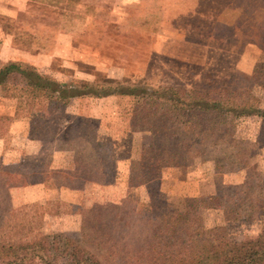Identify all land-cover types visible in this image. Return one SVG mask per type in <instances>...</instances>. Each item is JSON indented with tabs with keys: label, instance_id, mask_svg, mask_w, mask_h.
Listing matches in <instances>:
<instances>
[{
	"label": "rangeland",
	"instance_id": "374dc122",
	"mask_svg": "<svg viewBox=\"0 0 264 264\" xmlns=\"http://www.w3.org/2000/svg\"><path fill=\"white\" fill-rule=\"evenodd\" d=\"M35 1L38 0H31L23 12H18L17 17H22L23 20L15 22L34 28L30 33L33 39L18 34V40L43 49L48 48V44L54 40L51 37L53 25L62 30L70 27L74 31L71 38L74 51L52 55L48 66L39 69L46 75L91 79L108 68L116 72L124 70L129 80L151 86L174 85L199 89L206 85H239L247 87L256 104L264 107V91L252 85L250 73L245 75L243 72H236L234 78L232 74L222 77V71H215L216 74L207 72L211 70L205 71L204 64L182 59L181 48L175 44L176 39L160 33L183 28L182 30L187 29L186 35L189 38L194 32L201 31L198 27L205 26L210 29L213 41H221L223 46L231 43L229 45L233 47L231 38L236 34L254 31L258 26L264 31V0ZM68 4L76 5L69 7ZM194 9L202 15L201 19L178 17L179 14L189 15ZM59 16L62 19L60 21ZM15 18L13 21L8 17L1 20L7 29H12ZM229 26L234 28L233 33L228 29ZM19 32L21 31H16L15 34ZM158 32L160 35L155 36ZM39 34H42L40 39L36 36ZM152 48L156 53L151 55L149 65ZM260 57L264 59V54L258 53L255 61ZM232 76L233 81L227 82ZM130 103L129 98L113 97L106 98L100 105H93L106 123L100 125L94 122L92 135L101 143H115V146L112 145L111 155L123 154L129 157V161L121 165L120 161L111 159L106 146L101 147L108 156L106 169L99 171L95 162L92 163L93 183H87V192L83 194L85 199H82L79 207V218L91 221L86 226L85 235L81 236L78 217L52 215L60 210H72L71 207H62L55 203L53 198L42 205L41 209L35 208L34 214L39 218L33 228L37 226L47 236L62 234L72 238L91 252L105 257L108 261L105 264L122 262L125 253L127 256H139L141 252L151 250V246L189 254L198 248L197 237L187 236L182 232L156 230L154 220L158 215L168 216L172 213L171 210L176 213L183 212L181 199L211 196L218 198L221 206L197 209L201 215L203 231L212 232L223 228L226 235L237 241L256 236L264 227V216L249 221H225L223 210L235 199L234 187L242 184L259 187L264 183V123L255 116L226 115L222 119L220 139L216 144L198 146L201 152L186 157L181 166L164 167L158 177L136 184L135 159L139 155V148L148 143L149 135L146 132L130 133L129 129L125 135L120 134V131L112 134L113 129H121L127 124L126 114L122 112L129 108ZM90 108L92 104L88 101L73 102L65 107L57 106L54 114L45 120L46 127L51 130L50 134H44L47 137L42 140L63 143L70 134L72 139H76L77 144L75 140H71L73 146L83 145L78 142L82 125L70 111L83 112ZM8 120L5 116L0 119L1 134L5 131ZM79 153L87 156L88 149L81 148ZM8 171L9 168L0 165V174ZM77 176L82 177V171ZM60 180H73L76 184L80 178L62 174ZM6 184L7 182L0 181V197L11 202L14 207H20L18 205L26 197L24 195L29 193L25 191L19 196L11 195L6 190ZM139 185L141 188L137 189ZM115 186L118 195L114 196L112 187ZM106 191L110 194L105 197ZM30 207L32 205L28 204L27 210ZM94 226L96 232H92ZM108 244H113L114 249H107L104 245Z\"/></svg>",
	"mask_w": 264,
	"mask_h": 264
},
{
	"label": "trees",
	"instance_id": "16d2710c",
	"mask_svg": "<svg viewBox=\"0 0 264 264\" xmlns=\"http://www.w3.org/2000/svg\"><path fill=\"white\" fill-rule=\"evenodd\" d=\"M39 1V0H38ZM55 3L56 0H40ZM53 5V4H52ZM76 4H68L70 7ZM74 5V6H73ZM83 5H86L83 3ZM152 17L151 14L148 15ZM149 20V18H148ZM226 28V27H225ZM233 33L234 28L229 26ZM254 31L231 38L233 47L224 44L228 51L239 53L246 44L258 46L264 54V31L260 26ZM242 38V41H240ZM223 43V42H222ZM91 79L58 78L46 75L38 68L22 60L0 61V96L15 99L14 115L27 117L28 135L32 139L45 138L50 134L46 118L54 114L56 107L68 106L74 100L98 101L108 96L126 97L131 103L124 114L127 124L112 134L146 132L148 143L139 148L135 159V183L143 184L160 174L164 167H179L188 156L201 152L198 146L214 145L220 139V125L226 115L233 117L255 116L264 123V107H259L244 86L206 85L199 89L174 85L151 86L129 80L124 75L101 72ZM252 85L264 91V59L258 58L250 71ZM120 114V111H119ZM78 118V117H77ZM81 128L79 143L88 146L87 156L95 162L99 171L106 169L108 156L103 145L111 153L116 144L97 141L92 135L94 120L85 116L78 118ZM53 135V132L51 136ZM63 143L54 142L58 148L73 147L69 134ZM53 139V138H52ZM88 139V140H87ZM109 147L110 150H109ZM124 156L111 155V159ZM97 171V172H99ZM232 204L223 210L225 221H249L264 216V183L259 187L238 185ZM183 212L171 210L168 216L158 215L154 222L156 230L197 237V249L189 254L180 251L149 247L139 256L124 254V260L116 264H260L264 262V227L258 234L243 240H234L226 235L223 228L212 232L202 229L198 208L221 206L218 198L209 196L180 200ZM27 206V205H26ZM12 207L0 197V264H105L107 259L91 252L62 234L45 235L34 227L37 217L35 208L42 205ZM73 210V208L71 207ZM44 212H42L43 215ZM176 213V214H174ZM90 220L80 221L81 236L85 235ZM39 227V226H38ZM95 226L92 232H96ZM50 237V238H49ZM114 249L113 244L104 245ZM125 249V248H124ZM106 250V249H105Z\"/></svg>",
	"mask_w": 264,
	"mask_h": 264
},
{
	"label": "crops",
	"instance_id": "0c3cea01",
	"mask_svg": "<svg viewBox=\"0 0 264 264\" xmlns=\"http://www.w3.org/2000/svg\"><path fill=\"white\" fill-rule=\"evenodd\" d=\"M29 2H31V0H0V61L22 60L40 69L48 66L52 55L66 54L74 51L73 43L71 42L74 31L70 27L62 30L53 25L51 30L53 36L51 37L54 40L48 44V48L43 49H38V45L18 40L16 38L18 34L22 35V37L26 36V38H29L30 33L35 30L34 28H27L24 24L19 25L15 23L23 20L22 17H17L18 12H23L25 7L29 5ZM5 17L10 18V21H13L14 17H16L14 21L15 25L12 29H7L4 26L1 19ZM178 17H196L201 19L202 15L197 9H194L189 12V15L179 14ZM60 20L62 19L59 16V21ZM43 29L47 28L43 27ZM182 29L183 28H179L178 31L173 30L170 33H168V30L159 31L161 34L168 35L169 38L174 37L176 39L175 44L181 48L180 53L182 59L192 62L197 61V63L204 64L205 71L211 70L207 72L216 74L222 71V77H229V75L232 74L235 78L236 72H243L245 75L250 73L253 63L259 53L255 45L248 44L244 46L239 53H236L226 50L221 41H213L211 39L210 29L205 26L198 27L201 31L194 32V35H189V38L186 35L188 32L186 31L187 29ZM38 30L41 31L40 29ZM38 30L36 32H39ZM16 31L21 32L15 34ZM159 32L157 34L154 33L155 36L160 35ZM36 36L40 39L39 36H42V34ZM30 39L33 38L30 37ZM156 40L155 37V41ZM185 49H187V51H185ZM155 53L156 50L152 48L149 54V65L151 64V55ZM106 69V73L125 76L124 70L116 72ZM233 76L232 78L230 77L227 82H231V80L234 79ZM215 84L221 83L216 82ZM113 97L118 96H108L98 101L87 100L92 104V108L84 110L83 112L70 111V113L73 114L72 116H77L78 118L85 116L101 125L104 122L102 121L104 120L103 116H100L99 112H96L98 110H96L93 105L96 103L100 105L106 98ZM73 102L84 101L74 100L71 103ZM4 105L5 107H1ZM14 105L15 99L0 96V119L2 116L9 119L5 131H3L2 134L0 133V165L10 170L6 174H0V181L7 182L6 190L10 192L11 195L17 194L19 196L25 191L29 193L24 195L26 197H24L18 206L28 204L45 205L48 200L53 198V200H55L54 202L62 207H72L76 209L60 210L57 213H52V215L76 216L78 217V224H80L79 207L81 206L82 199H85L83 194L87 192V183H90V185L93 183V161L88 158H81V155H78V152H75L76 149L73 147L58 148L52 140L47 141L42 140V138H30L28 135V118L16 117L14 115ZM80 146L79 150L81 148L88 149L85 144ZM112 160L120 161L119 163L124 165L129 161V157L124 156L123 158H113ZM20 168H22L21 171L19 170ZM81 171L82 177H78L77 175H79ZM62 174H71L74 178H80V181H77L76 184L73 182L74 179L72 181L70 180V182H61L60 177ZM98 181H100V179ZM116 187L117 186L112 187V189H114L112 195L114 196L118 195V189H116ZM140 188V185L137 186V189ZM104 194L106 197V195L110 193L106 191ZM105 199L107 200V198ZM10 205L14 207L11 202Z\"/></svg>",
	"mask_w": 264,
	"mask_h": 264
}]
</instances>
